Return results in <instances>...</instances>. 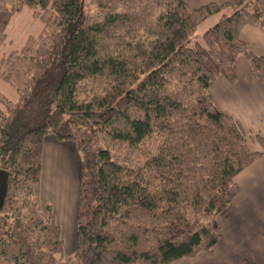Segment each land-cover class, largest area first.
Returning <instances> with one entry per match:
<instances>
[{"label": "trees", "instance_id": "obj_1", "mask_svg": "<svg viewBox=\"0 0 264 264\" xmlns=\"http://www.w3.org/2000/svg\"><path fill=\"white\" fill-rule=\"evenodd\" d=\"M24 5L45 25L0 59V77L19 93L12 101L0 92V169L8 172L0 264H168L211 253L222 236L217 216L238 192L236 174L264 152V134L247 133L208 88L219 76L237 78L240 54L264 81V55L239 35L245 25L264 31V6L0 0V46ZM48 136L81 153L68 256L55 206L42 198Z\"/></svg>", "mask_w": 264, "mask_h": 264}, {"label": "crops", "instance_id": "obj_2", "mask_svg": "<svg viewBox=\"0 0 264 264\" xmlns=\"http://www.w3.org/2000/svg\"><path fill=\"white\" fill-rule=\"evenodd\" d=\"M186 1L190 6L197 7L210 1L223 3L229 0ZM231 1L242 2L246 0ZM256 1L264 6V0ZM239 35L255 54L264 55L263 30L254 25H245L241 28ZM234 69L237 74L234 81L225 76H219L209 84V93L217 108L231 115L247 132L264 134V81L255 78L251 64L244 54L238 55ZM261 71L264 74V66ZM50 139L53 140L51 142L58 145L65 146V143H69L59 142L52 136L45 139L42 182H44V171L47 168L45 165L47 163L46 148ZM250 143L255 150L262 148L261 144L256 141L250 140ZM54 156L56 155L54 154ZM62 161L63 158L54 159L52 161L54 168L51 166V169L56 170L57 165H61ZM75 180L78 183L79 180L75 176L74 179L70 176V182L67 184L64 181V183L53 184V190L59 193L62 203L68 204V208L73 206L74 187L77 184ZM235 181L239 187L237 194L225 210L217 216L222 228V236L215 244L213 251L211 253L200 251L194 256L182 257L168 264H264V152L259 158L239 171L235 176ZM78 198L79 189L76 199L77 206ZM54 206L59 219L56 202H54ZM74 226L76 229V216ZM63 229L62 225L64 236ZM73 246L74 241L71 250Z\"/></svg>", "mask_w": 264, "mask_h": 264}, {"label": "rangeland", "instance_id": "obj_3", "mask_svg": "<svg viewBox=\"0 0 264 264\" xmlns=\"http://www.w3.org/2000/svg\"><path fill=\"white\" fill-rule=\"evenodd\" d=\"M210 2H214V1H210ZM215 3H218V2H215ZM218 4H222V3H218ZM220 15L221 13H216L212 15L211 17H209L207 20L203 21L199 25L192 40L194 39L201 40L204 31L211 28L219 20ZM44 25H45L44 20L40 16L34 14L33 7L29 5H24L20 10L15 11L11 15L8 21L7 27H6L7 36H6L5 42L1 44L0 46V59L13 50L21 49L26 43L30 35H39L42 32ZM0 92L5 94L12 101H17L19 98V93L17 91V88L13 84L8 82L7 80L3 79L2 77H0ZM49 141L50 142L48 143L47 148H46L47 163H45V165H47V168H45V171H44L45 178H44V182H42V198L43 200L52 199V202L54 200V202H56L57 204V208H58L57 211H59L58 212L59 219L61 222V226L63 225V228H64L63 229L64 238L67 244L65 252H66V256H68L72 252L71 247L73 245V241L75 237V230H76L74 223H75V216H76L75 209L77 206L76 199L78 195V189L80 187L81 153L79 152V150L77 149V147L75 146L73 142L65 143V146H64V145H58L55 142H51L53 141L51 139ZM251 141H255V140L252 139ZM66 144L68 145V147ZM249 145L253 149V145H251L250 141H249ZM54 154L56 156H54ZM52 158L54 159L63 158V161H62L63 164L61 163V165H57L58 168L56 170L51 169V166L54 168L53 163H52L54 159L52 160ZM70 176L72 179H74V176H75L79 180L78 181L79 187H78L77 181L75 180L77 184L75 183L76 186L74 187V193H73V198H72L73 206L71 208L70 207L68 208V204L66 205L65 203H62L59 193L53 190V184L58 183V182H63V181L66 182L67 184L70 182L69 181ZM72 191H73V187H72ZM71 226H72V229H70Z\"/></svg>", "mask_w": 264, "mask_h": 264}, {"label": "water", "instance_id": "obj_4", "mask_svg": "<svg viewBox=\"0 0 264 264\" xmlns=\"http://www.w3.org/2000/svg\"><path fill=\"white\" fill-rule=\"evenodd\" d=\"M8 193V172L0 169V210L3 208Z\"/></svg>", "mask_w": 264, "mask_h": 264}]
</instances>
